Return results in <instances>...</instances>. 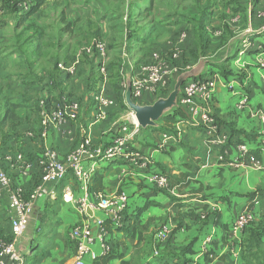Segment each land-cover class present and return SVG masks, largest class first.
Instances as JSON below:
<instances>
[{"label": "crops", "instance_id": "0c3cea01", "mask_svg": "<svg viewBox=\"0 0 264 264\" xmlns=\"http://www.w3.org/2000/svg\"><path fill=\"white\" fill-rule=\"evenodd\" d=\"M0 20L6 22L0 29V153L11 158L1 166L27 193L42 183L35 159L43 152L63 160L83 130L93 146H108L119 127L130 122L117 87L123 53L131 61L124 66L127 76L128 64L158 58L177 69L171 89L180 76H187L182 86L205 79L215 84L207 102L194 99L199 112L213 120L214 130L193 120L186 108L166 122L172 109L154 127L140 128L130 144L147 165L112 161L96 166L92 188L105 194L123 191L128 197L118 223L107 212L78 213L74 202L81 192L71 175L58 185L46 184L56 196L38 201L32 210L17 245L25 264H71L76 248L69 230L86 223L95 264L104 256L101 235L111 247L107 264H264V256H249L251 232L259 233L264 246V69L256 60L264 44V0H42L38 10L25 14L23 26L9 16ZM95 40L106 47L103 58L96 50L81 51ZM96 95L113 101L105 108V120H95ZM137 101L141 106L155 102L149 93ZM63 102L79 104L77 120L46 126L45 138L39 137L45 116ZM160 143L165 147L159 150ZM240 146L259 166L245 157L238 160ZM19 156L34 159L28 176L22 175ZM151 173L168 178L165 190L147 187ZM64 187L73 202L63 201ZM8 209L7 191L1 189L4 241L11 235ZM249 209L255 211L254 223L233 235L232 222ZM163 226L172 235L155 242ZM157 248L160 256L153 257ZM92 263L84 257V264Z\"/></svg>", "mask_w": 264, "mask_h": 264}, {"label": "built area", "instance_id": "2783aa9c", "mask_svg": "<svg viewBox=\"0 0 264 264\" xmlns=\"http://www.w3.org/2000/svg\"><path fill=\"white\" fill-rule=\"evenodd\" d=\"M96 50L99 56L103 58L106 54L105 45L95 40L81 51ZM257 65L264 69V49L261 47L257 53ZM127 55L123 53V63L120 68V87L125 92L127 79L131 86V98L135 102L139 100L144 93L151 94L154 98H162L160 95L169 90L172 77L177 73V69L166 60L155 58L154 62L139 64L133 67L128 64L131 74L125 73ZM72 72V68L68 69ZM99 72L105 73L104 64L101 61ZM215 88L214 81L205 79L201 81H193L181 87L180 95L177 98L176 109L186 108L187 113L192 119H199L203 124H209L211 130L215 129L213 120L206 114L199 112L198 107L194 103L195 98H201L207 102ZM246 99L240 100L239 107L243 106ZM113 101L100 95L93 97V108L95 110V120H105L107 118L105 108L112 105ZM79 104L77 102H63L55 107V109L45 116L43 121V130L38 134L39 137L45 138L46 126L51 124L61 125L67 121H75L79 116ZM130 122L119 127V133L114 136L113 141L108 146L95 147L87 137V133L83 130L82 139L76 147L63 159L59 160L54 152L46 151L37 158V164L41 170L42 183L30 192H25L20 186H14L7 172L1 166L0 156V188L5 189L9 200V213L11 215V235L8 241H4L0 237V264H25V256L18 250V241L25 232L32 210L38 201L48 198H55L56 192L48 189L46 184L58 185L66 179L68 174L73 177L76 184L79 185L81 195L75 200L77 211L81 215H86L87 211H103L115 216L113 223H118L122 213L128 207V197L123 191L105 194L103 191L91 192L90 187L92 178L96 173V166L99 163H109L112 161H124L137 166L138 164L147 165L148 160L139 152L131 148V143L140 127L137 125L132 112H130ZM129 121V120H128ZM199 121V122H200ZM33 137V134H27ZM165 140L170 137L165 135ZM164 144L157 145V149H162ZM238 160L245 157L254 166H259L254 157L247 156V149L240 146ZM5 162H11L9 156H5ZM17 161L21 164L22 175L28 176L32 167V161L24 156H19ZM238 162L232 166L237 167ZM260 169V168H259ZM146 182L152 189L165 190L168 186V178L163 174L151 173L146 177ZM0 189V190H1ZM64 202H73V196L69 188L64 187L61 191ZM253 207L258 205L257 200H252ZM264 216V214H263ZM256 219L254 210H247L238 216L231 224L230 231L233 235L238 234L245 227L249 226ZM96 224L102 226L103 221L97 220ZM89 226L86 224L75 225L70 228L68 233L69 240L75 245L76 254L71 264H84V257L89 256L92 264L98 259L94 254H89L88 246L93 243V238L89 232ZM171 228L163 226L154 235V241L162 243L171 236ZM99 237V242L103 251V255L110 253L111 247L106 239ZM158 256V250L153 251V257ZM160 256V255H159ZM209 256H212L209 254Z\"/></svg>", "mask_w": 264, "mask_h": 264}, {"label": "trees", "instance_id": "16d2710c", "mask_svg": "<svg viewBox=\"0 0 264 264\" xmlns=\"http://www.w3.org/2000/svg\"><path fill=\"white\" fill-rule=\"evenodd\" d=\"M41 2H42V0H0V15L9 16V18H11V20L14 21L16 25L23 26L22 24H23V21H24L25 14H29L30 12H35L36 10H38ZM5 25H6V22H4L3 20H0V29L4 28ZM261 48L264 49V44H261ZM127 61L131 62L129 60V58H128V55H127ZM130 64L133 67L138 65V64H132V63H130ZM119 72H120V68H119ZM119 72L117 74V78H118V81H119V86H117V87H118V96L121 97L122 96L121 87H120L121 77H120V73ZM171 91H172V89H171V85H170L169 90L164 92V93H162L160 95V97H162V98L167 97V95ZM120 97H119V100H120V102H122L123 107H125L123 99H121ZM154 100L156 101V98H154ZM135 102L137 103L138 101H135ZM14 107H15V105H12V108H14ZM180 114H181L180 109H176V110H174V114L171 117H165L164 119H165L166 122H169V121L173 122L174 119H175V116L176 115H180ZM33 136H34V134H33ZM0 156L2 158V160H1V163H2L4 161L3 158L6 155H3V154L0 153ZM25 158H27L28 160L32 161V163L34 162L33 158H28L26 156H25ZM36 160H37V158L35 159V161ZM97 176L98 175H97V172H96L95 175L92 178L91 186L93 184L94 179ZM67 177H70V174H68ZM90 191L91 192H98L99 190H95L94 188L90 187ZM262 218L264 219V216H262ZM254 221L249 225V227L254 223ZM157 245H159V244H157ZM263 252H264V246H263V244L260 243L259 233L257 231L251 232V234H250V248H249V256H250V258L258 257V259H262L263 256H264ZM100 259L102 260V263H100V264H107L106 262H108L111 259V254L109 253L107 255H104Z\"/></svg>", "mask_w": 264, "mask_h": 264}, {"label": "water", "instance_id": "95a60500", "mask_svg": "<svg viewBox=\"0 0 264 264\" xmlns=\"http://www.w3.org/2000/svg\"><path fill=\"white\" fill-rule=\"evenodd\" d=\"M186 78L187 76L178 77L172 91L167 95V97L159 98L153 104L147 106H141L132 100L131 86L129 80L127 79V86L123 96L124 104L128 110L132 112L133 117L140 128L146 129L154 127L156 122L163 117L165 112H169L176 108L177 98L180 93L181 86Z\"/></svg>", "mask_w": 264, "mask_h": 264}, {"label": "rangeland", "instance_id": "374dc122", "mask_svg": "<svg viewBox=\"0 0 264 264\" xmlns=\"http://www.w3.org/2000/svg\"><path fill=\"white\" fill-rule=\"evenodd\" d=\"M122 59H123V57H121V64H122ZM121 81V80H120ZM122 90V89H121ZM168 112V111H167ZM170 112V111H169ZM167 113L165 112V115H166ZM32 134V133H31ZM142 134H143V132H142ZM103 164H108V163H103ZM102 166V165H101ZM147 187H149L150 188V185H147ZM158 250V249H157ZM160 255V253H159V250H158V256ZM157 256V257H158ZM27 261H28V259H27Z\"/></svg>", "mask_w": 264, "mask_h": 264}]
</instances>
